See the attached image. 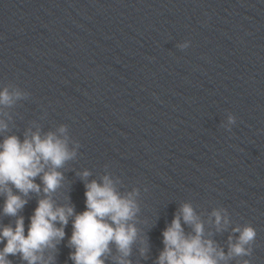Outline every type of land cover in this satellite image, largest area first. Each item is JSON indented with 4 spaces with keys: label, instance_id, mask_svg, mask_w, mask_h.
I'll use <instances>...</instances> for the list:
<instances>
[{
    "label": "clouds",
    "instance_id": "obj_1",
    "mask_svg": "<svg viewBox=\"0 0 264 264\" xmlns=\"http://www.w3.org/2000/svg\"><path fill=\"white\" fill-rule=\"evenodd\" d=\"M188 47V42L177 45ZM27 93L18 88L10 90L5 86L0 90V109L12 107ZM236 118L229 115L227 125H233ZM8 125L0 119V133L7 131ZM230 130V128H229ZM67 125L56 131L41 135L39 129H29L24 138L8 135L0 141V197L4 203L2 214L15 218L13 225L0 226V264H12L10 256H19L26 264H52L57 245L65 238V227L72 219V234L67 246L72 249L69 259L73 264H106L111 257L113 264H131L127 259L132 246L138 239L134 223L139 211L135 196L137 190L121 194L118 180L105 174L100 181L86 182L85 210L76 212L75 206L58 204L53 194L62 186L64 179L60 171L77 155L75 148L69 147ZM90 172L85 170L83 178ZM39 178L40 183H37ZM41 185L43 187H41ZM43 196L37 199V206L25 230V218L20 215L28 203L30 194ZM226 210L214 209L216 230L225 229L230 223ZM183 222V223H182ZM184 225L191 228L186 232ZM228 238V252L225 253L212 239L205 238V228L191 203H183L171 223L163 230V250L156 264H227L236 257L252 255V245L256 239V229L251 224L237 225ZM141 254L147 252L146 241ZM113 247L117 255H113ZM47 254V255H46ZM240 264H250L244 259Z\"/></svg>",
    "mask_w": 264,
    "mask_h": 264
}]
</instances>
